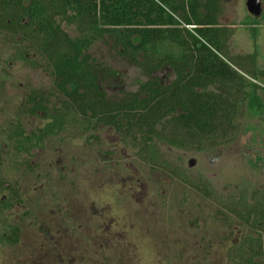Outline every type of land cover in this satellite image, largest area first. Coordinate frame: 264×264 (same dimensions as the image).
<instances>
[{"label": "rangeland", "instance_id": "rangeland-1", "mask_svg": "<svg viewBox=\"0 0 264 264\" xmlns=\"http://www.w3.org/2000/svg\"><path fill=\"white\" fill-rule=\"evenodd\" d=\"M246 1L224 0L220 22L235 28L230 55L255 53L264 74V0L256 25ZM57 25L72 39L91 41L88 54L112 74L101 76L108 96L137 92L149 81L108 41L65 19ZM17 55L0 34V264H232L229 252L249 229L236 217L225 221L218 209L242 192L252 200L264 191V76L255 81L261 107L245 98L228 141L204 152L159 145L170 171L143 166L137 142L100 125L45 140L9 174L13 125L32 134L48 123L43 112H30L31 96L50 112L62 103L46 61L37 53L27 61ZM154 76L163 84L174 79L168 69ZM14 229L18 240L9 243L2 236Z\"/></svg>", "mask_w": 264, "mask_h": 264}, {"label": "trees", "instance_id": "trees-1", "mask_svg": "<svg viewBox=\"0 0 264 264\" xmlns=\"http://www.w3.org/2000/svg\"><path fill=\"white\" fill-rule=\"evenodd\" d=\"M223 1L0 0V34L16 45L18 59L27 61V56L37 53L46 61L62 98L61 107L50 112L41 98L31 96L30 112H43L48 123L39 133L27 134L21 124L10 129L14 152L6 172L16 174L25 163L23 155L45 140L90 133L100 125L137 142L143 166L167 171L173 167L159 145L204 152L228 141L237 131L245 98L252 107H261L257 96L261 87L255 81L264 74L255 53L230 55L235 28L220 22ZM58 19L108 41L117 56L140 69L149 81L137 92L108 96L101 76L112 74L88 54L91 41L72 39L58 27ZM251 21L258 24L257 18ZM166 69L174 77L170 84L154 76ZM218 214L225 221L236 217L249 229L231 248V263L264 261V191L252 200L242 192L238 199L220 205ZM17 240L14 229L6 241Z\"/></svg>", "mask_w": 264, "mask_h": 264}, {"label": "water", "instance_id": "water-1", "mask_svg": "<svg viewBox=\"0 0 264 264\" xmlns=\"http://www.w3.org/2000/svg\"><path fill=\"white\" fill-rule=\"evenodd\" d=\"M246 8H247L249 15H251L254 18L259 19L263 15V6L261 3V0H247ZM194 164L195 163L191 161L189 164V167H193Z\"/></svg>", "mask_w": 264, "mask_h": 264}, {"label": "flooded vegetation", "instance_id": "flooded-vegetation-1", "mask_svg": "<svg viewBox=\"0 0 264 264\" xmlns=\"http://www.w3.org/2000/svg\"><path fill=\"white\" fill-rule=\"evenodd\" d=\"M19 124H20V123H17V122H16L15 125H13V126L15 127L16 125H19ZM6 132H7V130H6ZM7 138L9 139L8 136H7ZM9 140H10V139H9ZM10 141H11V140H10ZM7 236H8V235L5 233V234H3L2 237H3L4 239H6Z\"/></svg>", "mask_w": 264, "mask_h": 264}]
</instances>
